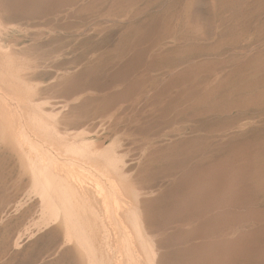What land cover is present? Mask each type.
<instances>
[{
    "label": "rangeland",
    "instance_id": "374dc122",
    "mask_svg": "<svg viewBox=\"0 0 264 264\" xmlns=\"http://www.w3.org/2000/svg\"><path fill=\"white\" fill-rule=\"evenodd\" d=\"M0 75V264H98L46 156L134 188L146 264H264V0H0Z\"/></svg>",
    "mask_w": 264,
    "mask_h": 264
},
{
    "label": "bare ground",
    "instance_id": "6f19581e",
    "mask_svg": "<svg viewBox=\"0 0 264 264\" xmlns=\"http://www.w3.org/2000/svg\"><path fill=\"white\" fill-rule=\"evenodd\" d=\"M0 79H2V78L0 77ZM9 112L6 108H3L0 106V120L8 128V131H7L8 134L7 135L9 137V140L12 143H14L15 145H18L20 147V150L22 151L21 147L23 146L24 148H27L28 144H25L23 142L24 140L20 137L21 135H19L17 132L14 133V131L12 130L13 121H12V117L10 116ZM26 120H27L26 122L28 123L29 119L26 118ZM36 120H38V119H36ZM32 122L33 121H31V123ZM37 124L40 125V123H37ZM17 126H19V125H17ZM0 129H1V127H0ZM35 129H36L35 131L37 133H39L38 132V131H40L39 127L36 126ZM27 141L29 142V140H27ZM8 146H9V144H8ZM71 152L73 154V155H71L72 157H74V158L79 157L77 154L78 152L76 150L71 151ZM80 156L82 157V155H80ZM35 157H33V158H35ZM65 157H66V155H65ZM46 158H47V156L44 158L42 157L40 159V161H38V165H35L33 163V161H30V163L34 167L38 179L40 180L41 183H43L45 188L50 190V191H53L56 195H58L62 199V202L64 203V207H65V209L62 208V210H64V212H68V217L73 223L71 226L74 227V230H78L81 232L79 235L83 234L81 236V237H83L81 239V241H82L81 246L83 245L85 248H87L89 250V252L92 254V256L97 257V260H96L97 263L103 264V260H102V257L99 256L98 250H97L96 246L94 245L93 236L92 237L89 236V234H90L89 231L92 232L93 235L98 237V238L102 234V231L105 233H106V231H109V232H111V235H112L113 239L115 240L114 242L120 241V243L121 242L123 243L125 249L123 251L119 250L118 252H116L118 254V258L114 262V264H146L145 257L142 255V253L140 252V250L138 248L139 243H138V241L136 242V240H135V235H138V234L137 233L134 234L136 229L139 230L138 215H137V212L133 208L132 200H130V196L133 195V193H134V188L132 186H130L129 184H126V185L121 184V181L119 182L116 177H113L111 175V173H106V174L101 175L102 179H96V178H93L92 176H89V175L87 176L86 174H85L86 175L85 176V175L81 174L77 170L79 167L77 169H75L76 167L75 168H70V167L69 168L68 167L63 168L61 166H58L57 163L50 165L51 163L48 164ZM68 162H70V161H68ZM25 170H27V169H25ZM64 170H65V172H64ZM29 172H30V170H29ZM85 172H86V170H85ZM89 173L90 172L88 171L87 174H89ZM42 197H43V195H42ZM62 202H61V204H63ZM57 205H58V203H57ZM59 209H61V208H59ZM94 212L97 213V216L94 214ZM63 214H65V213H63ZM64 217H67V216H64ZM98 218H99V220H98ZM70 220L69 221L66 220V221L71 223ZM64 222H65V220H64ZM66 226H68V225H66ZM71 226H69V227H71ZM59 230H60V228H59ZM72 234H74V232L71 233V235ZM103 234H102V236H103ZM106 234H109V233L107 232ZM64 235H65V233H64ZM77 235L78 234H76V236ZM105 236H107V235H105ZM62 238L66 239L64 237H62ZM107 238H106V240L109 239V238L108 239ZM81 241H80V243H81ZM65 242H67V241H65ZM76 245H80V244H77V242H76ZM106 245H107V243H106ZM146 246H147V248L150 247L149 245H146ZM78 247H80V246H78ZM107 247H108V245H107ZM108 248H106V251L112 255V251ZM114 248L119 249V246L117 248L116 247H114ZM142 249H143V247H142ZM82 252H84V251H82ZM79 255H80V253H79ZM88 255L90 256L89 253H88ZM92 256L89 260L92 259ZM78 257H80V256H78ZM105 258L106 257H104L103 259H105ZM110 258H111V256H110ZM80 259H81V257H80ZM86 259L87 258H85L83 260H85V263L88 264V262H86ZM106 262H108V260Z\"/></svg>",
    "mask_w": 264,
    "mask_h": 264
}]
</instances>
